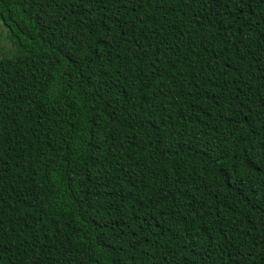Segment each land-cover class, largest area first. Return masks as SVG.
<instances>
[{
    "label": "trees",
    "instance_id": "trees-1",
    "mask_svg": "<svg viewBox=\"0 0 264 264\" xmlns=\"http://www.w3.org/2000/svg\"><path fill=\"white\" fill-rule=\"evenodd\" d=\"M0 21V264H264V0Z\"/></svg>",
    "mask_w": 264,
    "mask_h": 264
},
{
    "label": "rangeland",
    "instance_id": "rangeland-1",
    "mask_svg": "<svg viewBox=\"0 0 264 264\" xmlns=\"http://www.w3.org/2000/svg\"><path fill=\"white\" fill-rule=\"evenodd\" d=\"M4 27H2V22L0 21V49L3 51L2 54L11 57L15 51V48L11 45L10 38ZM1 55V54H0Z\"/></svg>",
    "mask_w": 264,
    "mask_h": 264
}]
</instances>
